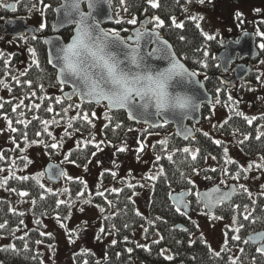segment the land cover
Instances as JSON below:
<instances>
[{"label": "trees", "instance_id": "16d2710c", "mask_svg": "<svg viewBox=\"0 0 264 264\" xmlns=\"http://www.w3.org/2000/svg\"><path fill=\"white\" fill-rule=\"evenodd\" d=\"M2 1L0 0V21L13 12H8V7ZM189 1L155 0L158 7L153 8L148 0H123V3L121 0H111L116 20L120 16L124 19L119 24L115 22L109 29L127 37L131 27L148 17L163 20V27L155 28L154 23H149V28L159 30L171 42L177 55L204 79L207 90L214 96L213 104L219 101L223 107L232 110L229 118L218 126V132L238 140L247 156L261 159L264 157V135L259 140L256 136L264 132V115L248 124L240 111L235 109L234 106L239 105L240 101L231 97V88L216 59V55L223 49L222 45L217 39L205 36L198 18L185 19L181 23L183 28H176L172 24L173 18L178 20L185 15ZM59 3L60 0H42V5H48V8L45 12L47 25L41 29L40 36L27 32L6 43L0 37V117L7 120L13 144V148L6 149L0 158V169L6 173V176H0V194L2 191L13 193L12 196L17 199V203H14L12 196L0 195V225H4L0 227V264H45L39 245L47 242L53 248L55 242L53 236L43 233V219L56 216L67 223L74 205L89 197L83 179L68 180V186L57 189L46 180L44 171H30L34 162L30 157L33 149H44L49 156H53L54 151L65 150L67 160L85 166L99 148L92 143V139L96 138L98 118L94 111L97 107L81 104L77 100L66 102L62 97L63 89L57 83L56 71L48 64L43 37L52 34L54 8ZM29 10L30 7L25 8L20 1L13 13L27 18ZM130 18L136 19L137 23H127ZM61 35L68 41L72 36V29L64 30ZM30 49L35 50V57ZM259 60L264 62V48L260 50ZM48 108L52 111L49 112ZM210 109L211 106L203 108L204 118ZM85 114L88 120L83 119ZM104 114L108 123L103 127L102 133L113 144L123 141L129 129L141 127L130 123L123 112L112 113L107 110ZM9 121L12 123L9 124ZM44 121L48 123L45 124ZM13 128L16 130L12 131ZM170 128L172 127L163 125L159 130ZM143 130L142 136L146 132H153L145 127ZM161 141H167V144L161 145ZM215 141L211 136L199 132L197 137L183 143L171 133L153 144L155 160L152 171L157 172L151 180L146 215L139 211L134 201V197L140 192V186H124L119 192L108 190L106 194L93 196L105 229L103 233H99L98 240L114 234L115 243L106 245L103 258H98L91 250L79 251L74 255L75 264H134V258L144 264H264V253L246 240L249 234L264 230L263 193L249 197L246 192H239L232 204H222L219 207L216 214L232 221L233 227L225 228L226 240L218 252L210 248L202 235H196L193 223L181 211H176L177 208L170 199L174 191L191 189L195 193L193 183L189 184L188 181H192L197 169L205 165L208 157L216 158L222 167L225 165L228 175L235 173L242 176L240 172L243 169L237 162L226 161V143L219 140L221 143L217 145ZM71 142L73 147H70ZM53 143L57 147H51ZM185 147L195 153V160L190 153L182 151ZM196 149L199 151L195 152ZM169 154L172 155L171 161L168 159ZM157 156L160 157L158 161ZM261 162L264 168L262 159ZM160 169H163L162 173H159ZM207 171L210 169L202 170L203 173ZM19 177L27 179H17ZM101 180L105 182L107 177ZM80 181L84 183L81 184ZM20 192H27L28 195L21 196ZM192 200L195 206V195ZM22 202L30 204L29 212L36 224L33 228H27L25 221L28 214L27 209L21 208ZM101 208L104 209L103 212L100 211ZM246 215L247 220L244 219ZM180 224L182 226L178 227ZM141 226H146L142 238L148 244H143L144 248L138 247L141 244L134 240V231ZM164 250L169 252L171 260L164 258Z\"/></svg>", "mask_w": 264, "mask_h": 264}, {"label": "rangeland", "instance_id": "374dc122", "mask_svg": "<svg viewBox=\"0 0 264 264\" xmlns=\"http://www.w3.org/2000/svg\"><path fill=\"white\" fill-rule=\"evenodd\" d=\"M20 1H22L25 8L30 7L29 16L27 18L22 17L13 13V11L9 13L6 19L10 17L25 19L28 26L37 29L34 35L40 36L41 29L47 25L45 12L48 5L43 6L42 0H3L2 3L4 6L9 7L12 3L17 6ZM233 1L238 2V5L232 3ZM119 18V20L124 19L121 16ZM196 18H198V23L205 36L217 39L220 45L230 38L237 40L244 33L253 34L259 47L264 44V0H231V2L228 0H203V2L201 0H190L185 15L176 21L182 23L185 19ZM6 19L0 21V37L4 38V43L13 40V36L5 34L3 26ZM42 24L43 27H41ZM110 26H106V29H109ZM131 28H134V26ZM252 69L254 72L252 77L242 81L244 84L235 80L232 70H229L224 78L227 79V83L231 88V97L238 102L240 101L239 105L234 106L235 109H238L244 117L255 119L264 115V62L262 60L255 61ZM96 107L94 115L98 118V123L95 128L96 138L92 139V143L98 145L99 148L85 166H79L67 160L65 150L54 151L53 156H49L44 149H33L30 152V157L34 161L31 164L30 171L32 173L44 171L45 165L51 161L61 163L66 171L65 178L60 184L55 185V188L64 189L68 186V180L80 178L84 180L89 191V197L85 201L79 200L74 205L67 223L56 216L43 219V233L46 235L51 234L55 242L53 248L47 242L39 245V251L43 255L45 264H75L74 255L79 251L91 250L98 258L105 256L106 245L115 241V236L111 234L104 240L97 239L100 228H103V223L98 206L92 198L98 195V192L106 194L108 190H118L114 192H119L124 186H140V192L134 197V201L142 214L146 215L148 213L151 180H153L149 177H155L157 172V170L152 171L155 160L152 146L173 133V129L146 132L142 136V132L144 133L143 126L137 129L132 128L131 131L128 130L125 133L123 141L113 144L102 133L103 127L108 123V120L104 118V112L107 109L105 105ZM231 113L232 110L223 107L220 102L213 104L207 117L203 118L201 123L195 125L194 129L201 133H208L216 141H224L228 154L226 161L233 160L237 162L239 167L243 169L240 172L242 176L240 177L235 173L228 175L225 165L222 167V164L216 158L208 157L205 165L197 169V173L192 179L195 195L215 184L223 188L235 184L239 192L251 193V195L264 194V168L261 159L247 156L240 148L238 140L234 137H225L218 132V126L228 119ZM138 142L145 145L143 152L137 153ZM70 145V147H73L72 142ZM119 147H125L126 151H117ZM8 148H13L11 132L8 129L6 118L0 117V157ZM138 156L139 158H137ZM249 164L252 165L250 169L248 168ZM257 165L262 166L257 167ZM203 169H210V171L203 173ZM218 169L220 171L217 172ZM215 171L216 173H214ZM113 172H115V176L112 175ZM0 176H6L3 169H0ZM104 177H107V180L102 182L101 179ZM0 195L9 197L13 193L2 191ZM12 200L17 203L16 196H12ZM21 208L27 209L28 216L25 221L27 228L36 226L35 220L29 212L30 204L22 202ZM194 208L189 215V220L196 228V235H202L210 248L218 252L226 240L225 228L227 226L232 228V221L223 219L217 214L208 215L202 208L200 201L197 202L196 200ZM145 228L146 226H141L134 231V240L141 245L148 244L142 238ZM70 233L74 235L72 236ZM192 238L194 240V237ZM2 241L6 242L4 239ZM164 253L169 255L167 250H164ZM134 264L144 263L134 258Z\"/></svg>", "mask_w": 264, "mask_h": 264}, {"label": "snow or ice", "instance_id": "6c2138e0", "mask_svg": "<svg viewBox=\"0 0 264 264\" xmlns=\"http://www.w3.org/2000/svg\"><path fill=\"white\" fill-rule=\"evenodd\" d=\"M104 3L111 7V0H62L58 9L62 16L61 23L74 24L75 33L71 36L70 42L57 40L53 50L49 52L48 63L52 64L54 68H59L60 82L68 83L71 81L75 86L74 94L94 99L98 104L107 101V107L110 110H124L128 119L133 121L143 120L147 123L149 117L154 114L166 124L169 116L187 115L190 109L198 107V105H194L193 96L188 94L187 89V84L194 82L192 78L196 73L189 72L178 62L171 52V46L168 42L162 41L156 31L149 33L137 30L135 40L130 42V40L122 38L120 33L114 29L105 30L101 27V21L95 16L97 8ZM121 3H123V0H121ZM148 3L153 8L158 7L155 0H148ZM85 4L88 11L83 10L82 6ZM115 22L117 24L121 23L119 19ZM127 23L135 25L137 21L136 19H130ZM148 23H154L155 28L164 26V21L159 17L150 19ZM172 24L176 28H183V24L178 23L175 18H173ZM43 26L42 24L41 27ZM149 37L152 38L151 42L157 43V47L144 53L141 48V41ZM208 39H212V37L209 36ZM45 43L51 42L45 41ZM161 44L163 47L160 46ZM260 47L264 48V44H261ZM30 51L35 57V50L30 49ZM149 58L165 60L168 66L155 67L149 62ZM37 67H39L38 64ZM195 83L199 82L195 81ZM200 87L202 88L203 85H200ZM12 110L16 111L15 108ZM47 110L52 111L51 108ZM237 115H240V113H237ZM83 119L88 120V116L85 114ZM244 119L248 124H251L253 118L245 116ZM11 123L9 121V124ZM44 123L47 124L48 121H44ZM15 130L12 129V131ZM129 130L131 131V129ZM204 135L207 136L208 133H204ZM262 135H264V132L257 135L256 139L259 140ZM138 143L137 153L143 152L145 145L142 142ZM160 143L165 145L167 141H161ZM215 143L219 145L221 142L217 140ZM240 143H243V141H240ZM51 147L55 148L57 145L53 143ZM117 151L124 152L126 148L119 147ZM182 151L190 153L193 160L196 159L195 153L188 147L183 148ZM198 151L199 149L195 150V152ZM224 153L227 154L226 148ZM159 159L160 157L157 156L156 160ZM168 159L172 160L171 154L168 155ZM261 159L264 161V157ZM228 162L234 163V161ZM261 166L257 165V167ZM251 167L252 165L249 164L248 168ZM162 172L163 169H160L159 173ZM112 175L115 176V172ZM149 178L154 179L155 177ZM17 179L26 180L27 177ZM80 183L83 184L84 182L80 181ZM188 183L191 184L192 181L189 180ZM12 191H15V189ZM214 192L217 194L216 204L222 203L230 196V193L222 192L220 189H214ZM98 194L103 195V192H98ZM19 195L27 196L28 193L20 192ZM248 195L251 197V193H248ZM197 198L199 199V195ZM32 203H35V201H32ZM60 203H63V201H60ZM100 211L103 212L104 209L101 208ZM176 211L180 212V209L177 208ZM137 214L139 215V213ZM244 219L247 220L248 216L246 215ZM0 227H4V225H0ZM104 231V228H100L101 233ZM235 239H239V237H235ZM137 246L145 247L144 245ZM259 251L264 253V248L259 249ZM164 258L166 260L172 259L169 255H164Z\"/></svg>", "mask_w": 264, "mask_h": 264}, {"label": "water", "instance_id": "95a60500", "mask_svg": "<svg viewBox=\"0 0 264 264\" xmlns=\"http://www.w3.org/2000/svg\"><path fill=\"white\" fill-rule=\"evenodd\" d=\"M54 8V21L52 23L51 29L52 34L46 35L43 37V42L47 50V58L49 59V52H51L54 48L55 43L57 40L61 42H70L65 41L61 35V33L66 29H72V35L75 33V25L72 23H61L62 16L58 12L60 4ZM84 11H88L86 4L82 6ZM16 8V4L12 3L11 6L7 8L8 12L14 11ZM96 18L101 21V27L106 29V26L113 25L116 21L115 12L113 9V5L111 3V7L108 4L104 3L101 4L96 12ZM151 17H148L141 21L140 25L134 27L130 34L125 37L121 35L122 38L126 40L134 41L135 40V32L137 30L141 32H152L156 31L159 33L160 38L162 41H167L168 44L171 46V52L175 55L176 59L179 63H181L185 69L189 72H194L190 67L177 55L173 45L169 40L164 38L161 35V32L157 29L149 28L148 21ZM4 31L5 34L9 36H19L26 32L34 34L36 32V28L32 26H28L26 24L25 19L10 17L4 21ZM152 38H145L141 41V48L144 53L151 51L152 49L157 47V43L151 42ZM45 41H50L51 43H45ZM222 50L216 55V59L219 62L221 70L224 74L229 72L231 66H233L234 78L236 81H244L248 78V76L252 73V66L251 63L259 60L260 58V48L257 44V40L253 34L244 33L240 36L238 40L230 38L228 41L223 42ZM163 47V45H160ZM149 62L153 64L155 67H167L168 63L165 60H156L149 58ZM49 64V63H48ZM49 66L56 71V79L57 83L60 87L64 88L62 92V97L66 102H73L77 100L81 104L90 105V106H101L105 105L109 112H123L126 115L127 120L139 126H145L153 131L159 130L163 124L170 126L173 128V134L183 143H188L190 140L194 139L196 131L194 126L201 123L203 120V108L205 106H212L214 101V96L207 90L205 85L204 79L200 77L197 73L192 78L194 81L193 83L187 84L188 94L193 96L194 105H198V107H194L190 109L187 115H177V116H169L168 122L165 124L164 121L154 114L149 117L148 122L145 123L143 120H130L127 117V113L124 110L120 109H109L107 107V101H102L101 103H96L94 99L84 98L80 95L74 94V84L69 81L68 83H61L60 76H59V68H54L52 64ZM198 81L199 83H195ZM200 85H203L201 88ZM63 173V175H61ZM44 175L46 180L51 183L52 185H58L61 183L62 179L65 177V169L61 163L56 162H49L44 167ZM214 189H220L222 192L230 193L228 199L224 200L220 204L215 203L216 193ZM238 193L237 185L230 184L227 188H223L218 184H215L207 189L201 190L198 192L199 199L204 205V209L208 214H214L219 209L222 204L229 205L231 204L234 199L236 198ZM190 193L188 190L183 191H175L170 195V199L172 203L175 205L176 208L183 210L186 214L191 212V206L188 202V197ZM208 205V207H206ZM181 227V224L178 226ZM247 242L254 246H259V249L264 248V230L254 232L249 234L247 237Z\"/></svg>", "mask_w": 264, "mask_h": 264}, {"label": "flooded vegetation", "instance_id": "af4514ba", "mask_svg": "<svg viewBox=\"0 0 264 264\" xmlns=\"http://www.w3.org/2000/svg\"><path fill=\"white\" fill-rule=\"evenodd\" d=\"M228 1L231 2V0H228ZM232 3H234L236 6L238 5V4H237L238 2H236V1H233ZM140 23H141V21H140ZM140 23H139L137 26H139ZM137 26H135V27H137ZM239 38H240V36L238 37V39H239ZM238 39H237V40H238ZM260 50H261V48H260ZM253 63H254V62H252L251 65H253ZM229 70H230V71H231V70L233 71V67H231ZM249 77H250V75L248 76L247 79H249ZM247 79H245V80H247ZM62 89H63V88H62ZM203 118H204V117H203ZM198 133H199V131L196 130L195 137H197V134H198ZM195 137H194V138H195ZM237 188H238V187H237ZM186 190H188L189 193H190V195H189V197H188V202L190 203V206H191V212L188 213V214H184V216L188 219V221L192 222L191 220H189V215L192 213L193 209H195V208H194V203H193V200H192L193 197H194V195H195V193L193 194L192 191H191V189H186ZM174 192H175V191H174ZM174 192H172V193H174ZM172 193H171V194H172ZM238 193H239V191H238ZM238 193H237V194H238ZM197 196H198V193H197V195H195V197H196V199H197L198 201H200V203L202 204V208L204 209V205H203V203L201 202L200 199L197 198ZM236 197H237V196H236ZM234 200H235V199H234ZM233 202H234V201H233ZM233 202H232V203H233ZM232 203H231V204H232ZM229 205H230V204H229ZM180 211H181L182 213H185L183 210H180ZM204 211H205V209H204ZM205 212H206V211H205ZM216 212H217V211H216ZM207 214H208V213H207ZM214 214H216V213H214ZM208 215H212V214H208ZM181 226H182V225H181ZM246 240H247V239H246ZM255 247H257V248L259 249V246H255Z\"/></svg>", "mask_w": 264, "mask_h": 264}]
</instances>
